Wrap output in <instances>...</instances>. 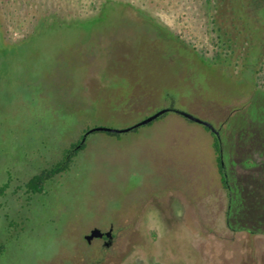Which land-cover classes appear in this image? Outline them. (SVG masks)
Returning a JSON list of instances; mask_svg holds the SVG:
<instances>
[{"label":"rangeland","instance_id":"374dc122","mask_svg":"<svg viewBox=\"0 0 264 264\" xmlns=\"http://www.w3.org/2000/svg\"><path fill=\"white\" fill-rule=\"evenodd\" d=\"M21 1L22 14H34L35 1ZM90 1L70 2L67 13L79 21L35 28L26 19L8 34L23 40L0 49V264L92 263L103 242L84 239L93 227L114 235L99 264H264V206L254 202L264 197V90L242 67H251L258 48L264 53V0H235L236 29L250 52L236 65L193 62L143 39L154 35L149 18L173 31L190 28L204 48L202 9L193 0H111L97 12ZM171 105L216 129L231 207L211 136L173 111L117 136L89 133L42 192L13 193L87 128H123Z\"/></svg>","mask_w":264,"mask_h":264},{"label":"trees","instance_id":"16d2710c","mask_svg":"<svg viewBox=\"0 0 264 264\" xmlns=\"http://www.w3.org/2000/svg\"><path fill=\"white\" fill-rule=\"evenodd\" d=\"M32 1H35L34 5L36 4L37 6L34 7L35 10L34 14L30 16V13L24 15L21 12V7L26 4L25 1L0 0V49L4 48L5 46H9L12 43L23 40L25 35H23L21 38H18L16 40H11V38H9L8 36L9 29L13 27L16 29H22V26L24 25L25 22H27L26 19L28 18L30 22L31 20L37 22L35 28H39L42 25L49 23L50 21H54L55 23L58 24H67L70 22H75L80 20L79 17L80 15L77 14L70 15V13H67L71 11L69 7L71 5L70 2H72V0H60L57 2L55 0H32ZM104 1H111V0H91L88 3L89 6L88 4L87 6L90 8V10L97 12L101 10ZM193 2L195 4H199L200 7L199 9H202V13L200 14L202 18H200L199 20L202 21L204 28H206L205 29L207 33L206 38L209 44L212 46L210 49L212 50L211 54L206 55L207 54L206 46L209 45L208 43L203 46L204 48H198L195 41L196 37L192 35V33L190 32L191 31L190 28L189 29L183 28L182 30L179 31L169 30L168 28L159 24L158 22L154 20H149L148 17L145 25L147 26L146 28H149L154 32V35L152 37H149L143 34V39L145 40V42L148 44L153 41L164 42L166 44H169L170 46L174 47V49H177L179 54H181L182 56L189 57L193 62L199 61L201 63V61L204 60L208 62L210 61L222 62L223 60H229L231 62L233 61L234 64L236 65L240 63V61L243 59L244 56L248 58V55L250 53L248 52L249 51L248 37H245L244 34L242 35L239 34V31L236 29L237 27L235 25L237 22V17L235 16V14H232L235 11V0H193ZM180 4L183 5L184 2H180ZM40 8H43L44 9L43 11L45 12L48 10H52L53 14L50 16L41 17L37 15V11L38 12L41 11ZM62 12H66L67 15H64ZM224 12L227 14H223ZM197 14H199V12ZM189 17L191 19L195 18L192 13L189 14ZM224 20L230 23L228 28L226 26H223L222 23ZM21 33L23 34L22 30ZM241 44L242 45L244 44V49H245L244 51H239L242 50L240 48ZM149 46H151V43L149 44ZM237 52L238 54L236 55ZM256 52L251 55V56L253 55L256 56L255 59L252 62H250L251 67L248 64L242 67L244 69H249L248 71L251 72V76L253 78L251 82V86L255 89L264 90V53L262 52L261 47L258 48ZM141 56H145V55L141 53ZM244 62L246 64L247 60H244ZM148 95H152V94L150 93ZM132 98L133 97L129 96L128 99L126 100L125 107L127 108V110H129V107L134 102ZM144 99H145V101L143 102L144 106H142L141 108V110L143 111H145L146 107L149 105L148 102L149 100L146 98ZM129 102L130 105L128 104ZM169 111H173L179 114L178 113L179 110L174 109L173 105L169 107V110L167 112ZM167 112L159 115L156 119L164 117L167 114ZM184 119L187 120L186 118ZM152 121L144 125L150 124ZM138 127H135L127 132L135 131ZM203 128L211 136L210 145L213 154L215 169L218 175L221 188L225 191L227 198V205L228 207H231V203L233 202L231 195V186H230L229 177L226 172V163L222 156V146H221L220 137L218 133L217 136H215L209 128L205 126H203ZM105 133L111 136H117L120 134V133H111V132H105ZM81 135L82 132L79 135V137L75 141L71 142L68 148L64 150L60 159H58L56 162L51 163L46 167L41 168L37 173L33 174L25 181H23L22 185L17 184L14 187L13 193L16 194L17 191L21 189H23L22 191L23 194L40 193L43 191L46 181L50 180L55 175L67 171L73 157L76 156V154L85 147L87 136L85 137L83 143H81L78 147H75L79 143ZM248 164L249 166H251L249 161ZM255 180H258V178L253 179V182L256 184ZM261 183H263L262 180ZM4 187L6 186H0V191H2ZM258 197H255L254 202H256L257 206H264V197L263 199L261 196ZM109 229H111V227ZM113 237L114 235L111 230L110 239L107 240L105 238V241L98 246L99 257L94 259V262L88 264L100 263L102 254H104V251H106V248L110 244L111 239ZM2 251H3V245L0 244V253Z\"/></svg>","mask_w":264,"mask_h":264},{"label":"water","instance_id":"95a60500","mask_svg":"<svg viewBox=\"0 0 264 264\" xmlns=\"http://www.w3.org/2000/svg\"><path fill=\"white\" fill-rule=\"evenodd\" d=\"M168 110H169V108H162V109L157 110L156 112L144 117L143 119L137 121L136 123H134L130 126L123 127V128H111V127H104V126H95V127L87 128L82 133L81 138L79 140V143L75 147H78L81 143H83L85 140V137L91 132L104 131V132H111V133H124V132H127V131L135 128V127L144 125V124L156 119L159 115L167 112ZM178 113L190 121L199 123V124L209 128L211 130V132L215 136H217V131L214 129V127L212 126V124L210 122L203 120V119H200V118H198V117H196V116H194L188 112H185V111H178ZM102 236H104L107 240H109L111 237V229H108L106 231H101L99 228L93 227L89 230V232L87 234H85L84 239L87 242H90L91 239L99 238Z\"/></svg>","mask_w":264,"mask_h":264},{"label":"flooded vegetation","instance_id":"af4514ba","mask_svg":"<svg viewBox=\"0 0 264 264\" xmlns=\"http://www.w3.org/2000/svg\"><path fill=\"white\" fill-rule=\"evenodd\" d=\"M100 239H102L103 240V242L105 241V237L104 236H102V237H99Z\"/></svg>","mask_w":264,"mask_h":264}]
</instances>
